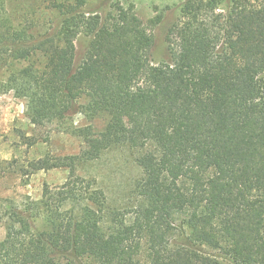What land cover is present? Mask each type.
<instances>
[{
	"label": "trees",
	"instance_id": "trees-1",
	"mask_svg": "<svg viewBox=\"0 0 264 264\" xmlns=\"http://www.w3.org/2000/svg\"><path fill=\"white\" fill-rule=\"evenodd\" d=\"M42 1L46 28L0 19V94L24 100L36 127L84 139L92 158L136 149L142 177L129 208L100 202L74 171L39 205L12 206L0 264H264V1L185 0L160 65L161 17L146 24L132 3Z\"/></svg>",
	"mask_w": 264,
	"mask_h": 264
},
{
	"label": "rangeland",
	"instance_id": "rangeland-1",
	"mask_svg": "<svg viewBox=\"0 0 264 264\" xmlns=\"http://www.w3.org/2000/svg\"><path fill=\"white\" fill-rule=\"evenodd\" d=\"M86 1L88 8L92 10L108 9L114 3H132L146 24L157 16L161 17V23L151 30L154 38L152 62L160 65L170 60L167 32L170 25L179 19V7L185 0ZM223 1L224 5L231 2ZM252 1L259 3L264 0ZM6 17L29 31L46 28L54 20L42 0H0V19ZM36 60V67L42 68L44 59L38 56ZM19 66L18 63L9 62L6 69L14 71ZM262 79L264 80V75ZM109 116V113H104L92 122L96 132L104 129ZM74 123L89 124L81 115L74 117ZM34 141L36 143L31 145ZM89 151L90 147L80 137L56 131L53 127H36L27 114L24 100L16 98L12 92L0 94V242L6 237L5 223L12 206L24 209L31 203L39 205L45 187L56 188L63 185L72 171L93 183L99 194V201L106 206L123 209L133 205L135 187L142 177V171L137 164L138 151L129 147H117L104 152L99 158H92ZM48 156L58 166L30 174L29 165ZM36 225L40 230L45 228L41 218L37 219ZM209 252L220 255L215 251ZM219 259L221 264H230L222 255Z\"/></svg>",
	"mask_w": 264,
	"mask_h": 264
}]
</instances>
